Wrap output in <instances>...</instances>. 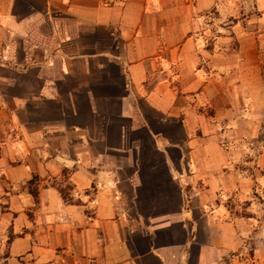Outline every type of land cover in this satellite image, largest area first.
I'll list each match as a JSON object with an SVG mask.
<instances>
[{"label":"crops","instance_id":"0c3cea01","mask_svg":"<svg viewBox=\"0 0 264 264\" xmlns=\"http://www.w3.org/2000/svg\"><path fill=\"white\" fill-rule=\"evenodd\" d=\"M263 68L264 0H0L5 264H264Z\"/></svg>","mask_w":264,"mask_h":264},{"label":"rangeland","instance_id":"374dc122","mask_svg":"<svg viewBox=\"0 0 264 264\" xmlns=\"http://www.w3.org/2000/svg\"><path fill=\"white\" fill-rule=\"evenodd\" d=\"M262 75L264 77V68L262 70ZM252 118H254L256 120V124L257 127L256 129H251V121L253 120ZM244 126L237 129V128H229L228 129V135L230 138H234L236 136L239 137H243V138H248V139H253V138H258V141H264V129H263V123H260L259 121L261 120L260 118H256V117H250V116H245L244 117ZM255 122V121H254ZM261 146V144H259L258 146H256L257 149H259ZM250 148L252 149L253 146H250ZM4 249L0 248V264H5L6 263V259H4L3 256H1V252Z\"/></svg>","mask_w":264,"mask_h":264},{"label":"trees","instance_id":"16d2710c","mask_svg":"<svg viewBox=\"0 0 264 264\" xmlns=\"http://www.w3.org/2000/svg\"><path fill=\"white\" fill-rule=\"evenodd\" d=\"M32 181V179H30V182ZM60 194L62 195V197H64V192H62V190H60Z\"/></svg>","mask_w":264,"mask_h":264}]
</instances>
